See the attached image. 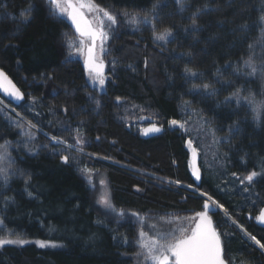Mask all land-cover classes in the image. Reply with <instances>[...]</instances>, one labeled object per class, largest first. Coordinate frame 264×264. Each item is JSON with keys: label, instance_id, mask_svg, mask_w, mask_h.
Returning <instances> with one entry per match:
<instances>
[{"label": "trees", "instance_id": "16d2710c", "mask_svg": "<svg viewBox=\"0 0 264 264\" xmlns=\"http://www.w3.org/2000/svg\"><path fill=\"white\" fill-rule=\"evenodd\" d=\"M93 1L117 18L147 13L157 30L172 32L159 44L147 27L132 32L119 21L102 96L78 65L61 62L57 43L66 23L49 16L41 0H0V69L23 95L14 102L0 94V145H9L8 160L0 162L7 169V179L0 177V237L4 231L26 241L0 248V264L149 263L130 222H107L92 210L86 169L105 172L118 207L188 212L201 208L202 194L211 197L222 206L213 217L228 264H264V251L249 238L264 244V229L248 220L264 205V104L254 112L244 99L264 102V0ZM29 7L25 23L21 13ZM48 81L58 90L43 96ZM139 117L164 128L197 120L216 138L214 174L202 172L197 185L185 134L166 128L142 139L125 125ZM252 171L258 175L251 183L233 178ZM151 232L160 240L181 234L171 224Z\"/></svg>", "mask_w": 264, "mask_h": 264}, {"label": "snow or ice", "instance_id": "6c2138e0", "mask_svg": "<svg viewBox=\"0 0 264 264\" xmlns=\"http://www.w3.org/2000/svg\"><path fill=\"white\" fill-rule=\"evenodd\" d=\"M51 3L56 9H58L61 15L66 14L72 25L75 27L76 33L81 38L79 41L81 47L78 51L81 54H84V49L86 47L84 67L88 70L90 78L93 82L103 86L105 83L103 75L104 62L97 54V42L99 41L100 52L103 53L105 51V42L109 40V33L105 31L104 18H106V20L114 26L116 24V17L110 14L109 11L96 5L93 0H51ZM156 7L157 5H153V9ZM30 11L31 7L21 13L25 23L30 20V16L28 14ZM89 12L95 14L92 19L87 18L86 13ZM101 13L102 17L100 15ZM125 15H128V13H125ZM141 20L144 23H149V14L146 13L142 18L136 14H132L130 17V22L133 24L141 22ZM193 25H195V20H193ZM171 35L172 32L169 28H165L163 31L157 33L155 31V25L153 24L154 39L166 40ZM86 41L88 42L87 44ZM245 64L252 68L253 72H255V67L250 61H245ZM185 71L191 72L190 69H185ZM191 74L193 76L196 75L195 73ZM204 88L207 89L208 85H204ZM0 90L16 100H21L23 98L21 91L13 84L3 71H0ZM233 95L239 97V90H237V92ZM244 99L254 105V112H259L261 104H264V102L255 101L254 97L251 96ZM29 124L31 126V122H29ZM170 124L183 127V124L177 120L170 121ZM160 130L161 129L159 127L153 125L152 127L142 129L141 131L144 135H147L149 133L159 132ZM52 139L55 141V137ZM80 142V140H77V143ZM188 147L193 154V158H195L197 149L192 146L191 141H188ZM0 150H2L0 151V162H2L7 156V142L4 145H0ZM62 160L67 162L68 158L62 157ZM6 173L7 169L0 167V177H3L6 180ZM192 175L197 180L200 179L199 171L194 163L192 166ZM257 175L258 173L256 171H252L241 180V183H244V181L251 183ZM209 200H211V197H209ZM100 202L108 207H111L107 196H101ZM213 203H215V201H213ZM203 208L204 211H200L195 214L194 227H191L190 229H181V234L179 236H173L171 239H148L147 233L141 230L139 232V237L142 241L140 247L142 250L146 251L147 258H150L154 264H225V260L222 258L220 235L212 227V221L207 215L209 203L205 202ZM133 215L136 214L133 213ZM256 219L260 223H264V209L261 210ZM250 239L257 246H259L262 251H264V244H262L260 240H258L255 236H251ZM24 243H26V241L19 238H0V245H22ZM36 243L41 248L48 246L44 241H37Z\"/></svg>", "mask_w": 264, "mask_h": 264}, {"label": "rangeland", "instance_id": "374dc122", "mask_svg": "<svg viewBox=\"0 0 264 264\" xmlns=\"http://www.w3.org/2000/svg\"><path fill=\"white\" fill-rule=\"evenodd\" d=\"M43 6H44L45 11L52 18L57 19V17H58L57 14H59V16H61V17H65V15H66V14L61 15L59 13L58 9H56L55 6L52 5L51 3H48V2L45 3L44 2ZM109 12H110V14H112L113 16L116 17V24L113 26V25H111V23L109 24L108 22L104 21L105 31H107L109 33V35H112L113 38H116L118 35L119 21L123 22L126 25V27H128L132 32H137L139 29V26L147 27L150 30L152 40L156 43H159V44H165L172 37V36H170L166 40L154 39L153 23H152L151 16H149L150 17L149 23H144L141 20V22L133 24L130 22V17L132 14H136L141 18L144 15L133 13V12H128V11H126V12L123 11V12H120L118 14L119 18H117L116 14H114L111 11H109ZM125 13H128V15H125ZM70 31L71 30L67 29L60 36L59 42H62V44H65V42L68 39L73 40V38L70 34ZM155 31L157 33H159L163 30H157L155 28ZM113 45L114 44H111L109 46V48L107 50H105L106 53H105L104 57H107V55L111 51ZM63 57H64V53H61V62L64 64ZM57 90H58L57 87L51 81H48L43 86L42 94H43V96H50V95H53ZM102 91L103 90H102L101 86L99 85L98 86V92L101 93ZM95 94L97 96H100L96 92H95ZM13 101L19 102L20 100H16L14 98ZM126 114H127V112L124 111L123 116ZM142 120L143 121L146 120V122L150 121L149 118L144 119V118L139 117L138 119L134 118V120H127L125 125L130 132L137 134L140 138L144 139L142 136V133L137 132L138 131L137 129L142 124L141 123ZM166 128L171 129L168 126ZM166 128H164L165 131H166ZM182 128H183L184 134H185L184 138H188L192 142V146L197 149V153L199 155V164H200V168H201L202 172L203 173L207 172V174H211V175L214 174L213 170H215L216 167H215L213 161H214V153H215L214 144H215L216 138L209 131H207L202 125H200L197 122V120H190L189 124L184 123ZM175 129L178 130L177 128H175ZM178 134H181L179 132V130H178ZM31 135H32V133L28 132L27 136H31ZM76 140H79L78 137H76ZM64 144L69 148L78 150L77 147L71 146V145L66 144V143H64ZM8 149H9V145L7 144V156L2 162L7 161L9 158ZM0 151H2V150H0ZM187 155H188V152H187ZM216 175L218 176L219 172ZM82 176L91 189L90 200H91L92 210L98 216H100L102 219H104L107 222H112V223L120 224V225H122L123 223H126V222H130L132 224V227H133L134 232H135V246H137L138 248H141L140 245L142 243V241L139 237V232L141 230H143L147 233L148 239L155 238L157 240H160L158 237H155L153 235L151 230L159 227L160 225H165V224L166 225L167 224L175 225V227L180 228V230L181 229H190L192 224L195 221V217H194L193 212H186V211L185 212H177V213H175V212H168L167 213V212H157V211L141 212V211H137V210L127 208V207H118V206L114 205V203L112 201L111 189L109 187V183L107 181L105 172L103 170H101V169L87 170L86 169V170H84ZM244 177L245 176L240 177L239 175H236L233 178L236 181H238L239 183H241V180ZM202 195L205 199L209 200L208 196H206L204 194H202ZM101 196H107V198L111 204V207H108L107 205L100 202ZM209 201L212 204H214L215 206H217L219 211H221V212L223 211L222 208L220 207V205H218L216 202L213 203L214 200L212 198ZM121 213H122V215H121ZM133 213H135L136 215H133ZM0 227H1V223H0ZM7 235H8V233L3 231L2 237H0V238L12 239V238H9ZM246 236L249 237L247 234H246ZM5 245H0V248H2ZM142 252L147 257L146 251L142 250ZM143 254H142V256L139 257L140 262H143V260H144ZM147 259L149 262L148 264H154V262L151 261L150 258H147ZM226 260L229 263V260L227 257H226ZM237 264H242V263H237Z\"/></svg>", "mask_w": 264, "mask_h": 264}, {"label": "flooded vegetation", "instance_id": "af4514ba", "mask_svg": "<svg viewBox=\"0 0 264 264\" xmlns=\"http://www.w3.org/2000/svg\"><path fill=\"white\" fill-rule=\"evenodd\" d=\"M96 5H98L99 7H101V8H103V9H105V10H107L105 7H103V6H101V5H99V4H97L95 1H93ZM108 11V10H107ZM58 15V17H57V19H59V20H61V21H63L64 22V18L66 17V15H65V17H61V16H59V14H57ZM86 15H87V18H89V19H92L93 18V16L95 15L94 13H86ZM101 15V17H102V13L100 14ZM104 21L105 22H108L109 24H110V22L109 21H107L106 20V18H104ZM65 23V22H64ZM67 29H69L68 27H67ZM69 30H71V29H69ZM70 34H71V36H72V38H73V40H67L66 42H65V44H62V42H59V39H58V43H57V45H58V47H59V49H60V52L61 53H64V57H63V61H64V64H66L67 66H72V65H78L79 67H80V69H81V71H82V73H83V77L85 78V80H87L88 82H89V84H91L90 86H91V90L92 91H94V92H96V93H98V95H100V96H102L104 93L106 94V92H105V90H106V86H107V84L111 81V76H110V74H109V72H108V68H109V64H108V57H104V55H105V51L103 52V53H101L100 52V45H99V41L97 42V54L100 56V58L105 62V64H106V68H107V78H105V83H104V85L103 86H101V88H102V92L100 93V92H98V86H99V84L98 83H94L93 82V80L90 78V75H89V72H88V70H83L82 69V63L84 62V59H85V49H84V54H81L79 51H78V49L81 47L80 46V43H79V41H80V37H79V35L78 34H76L75 32H73L72 30L70 31ZM117 38V37H116ZM116 38H113V36L112 35H109V40L107 41V42H105V45H104V48H105V50H107L108 48H109V46L111 45V44H114L115 43V40H116ZM70 42H71V44H70ZM88 42L86 41V44H87ZM110 53V52H109ZM108 56V55H107ZM63 64V63H62ZM100 93V94H99ZM141 127L139 126V128L137 129L138 131L137 132H139V130L144 126V125H146L147 123H148V121L146 122V120H142L141 121ZM168 127H170V128H176L177 127V125H172V124H168ZM182 135H184V134H182ZM187 139V138H186ZM186 139H185V142H184V144H183V147H184V149L188 152V155H189V153L191 152V150L189 149V147H188V142L186 141ZM189 157V156H188ZM187 163H188V170L190 169L189 168V162H188V158H187ZM195 182H196V180H194ZM195 211V210H194ZM188 212H193V211H188Z\"/></svg>", "mask_w": 264, "mask_h": 264}, {"label": "water", "instance_id": "95a60500", "mask_svg": "<svg viewBox=\"0 0 264 264\" xmlns=\"http://www.w3.org/2000/svg\"><path fill=\"white\" fill-rule=\"evenodd\" d=\"M41 1H42L43 3H44V2H45V3H46V2L51 3V0H41ZM51 4H52V3H51ZM52 5H53V4H52ZM64 22L66 23V25H67V27H68L69 29H71L73 32L76 33V31H75V27L72 25V23H71V21L68 19L67 15H66V17L64 18ZM76 34H77V33H76ZM85 56H86V47H85ZM103 62H104V61H103ZM82 69H83V70H86L85 67H84V62L82 63ZM0 71H2V70L0 69ZM5 75H6V74H5ZM103 75H104V78H107V68H106V64H105V62H104V68H103ZM6 76H7V75H6ZM7 77H8V76H7ZM8 78H9V77H8ZM9 79H10V78H9ZM10 80H11V79H10ZM11 81H12V80H11ZM12 82H13V81H12ZM13 84H14V82H13ZM14 85L16 86V84H14ZM16 87H17V86H16ZM17 88H18V87H17ZM0 94H1L3 97L7 98V99H13V97H11V96H9L8 94L4 93L2 90H0ZM153 125H155L156 127H159L161 130H160L159 132L149 133V134H147V135H144V134L142 133V131H141L142 129L152 127ZM176 128L179 130V132H180L181 134H184V130H183V128H182L181 126L177 125ZM164 132H165V130H164V127H163V126L157 124L154 120H150L146 125H144V126L139 130L138 133H142V136H143L144 139H151V138H155V137H158V136L163 135ZM186 141L188 142V141H190V140L187 138ZM188 156H189V157H188V162H189V168H190V169H189V175H190V177H191L193 180H196V184L199 185L200 182H201L202 176H203L202 170H201L200 165H199V155H198V153H197L196 156H195V158H193V154H192V152H190ZM193 163L195 164L196 168H197L198 171H199V174H200V179H199V180H197V179L192 175V166H193ZM205 202L209 203V210H208V212H207V215L209 216V218H210L211 221H212V227H213V228L217 231V233L220 235V239H221V248H222V258H224V260H225V264H228V262H227V260H226V256H225V249H224L223 239H222V236H221V234H220L219 229H218L217 226H216V222H215L214 217H213V215L219 211L218 207L215 206L214 204H212L209 200L205 199V201L202 203L201 208H200L199 210H195V211H193V213H194V217H195V214H196L197 212L204 211L203 205L205 204ZM262 209H264V205H263L262 207H260V209L258 210V212H257V214H256L255 217H252V218L249 217L248 220H249V221H252V223H253L256 227H259V228L264 229V223H260V222L256 219V217L259 215V213L261 212ZM194 226H195V221H194V223L192 224L191 227H194Z\"/></svg>", "mask_w": 264, "mask_h": 264}]
</instances>
